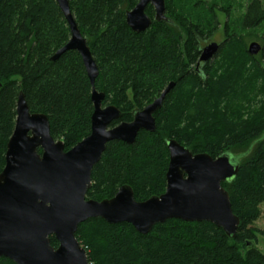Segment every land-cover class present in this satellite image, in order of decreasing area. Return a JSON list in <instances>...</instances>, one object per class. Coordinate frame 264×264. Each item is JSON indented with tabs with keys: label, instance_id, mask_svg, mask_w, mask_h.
Masks as SVG:
<instances>
[{
	"label": "trees",
	"instance_id": "obj_1",
	"mask_svg": "<svg viewBox=\"0 0 264 264\" xmlns=\"http://www.w3.org/2000/svg\"><path fill=\"white\" fill-rule=\"evenodd\" d=\"M209 1L165 0L167 20L162 22L155 21L149 5L152 25L138 34L126 15L140 0H69L99 69L95 88L105 94L103 107L122 113L114 126L132 122L136 111L175 83L154 115L155 133L141 132L134 145H107L92 172L87 199L110 200L123 186L133 189L137 202L163 195L170 140L194 155L229 154L240 167L233 181L223 183L240 219L235 238L208 222L169 220L142 235L127 223L90 219L76 234L90 264H264V253L254 245L264 234L254 227L264 204V63L249 54L243 35L230 32L227 24L214 61L194 66L201 44L215 33ZM263 22L264 7L254 0L241 27L252 30ZM70 39L56 0H0V174L21 92L31 113L48 117L52 137L64 142L66 152L90 135L93 89L81 55L69 51L51 60ZM51 245L59 247L55 237ZM0 264L16 263L0 258Z\"/></svg>",
	"mask_w": 264,
	"mask_h": 264
},
{
	"label": "water",
	"instance_id": "obj_2",
	"mask_svg": "<svg viewBox=\"0 0 264 264\" xmlns=\"http://www.w3.org/2000/svg\"><path fill=\"white\" fill-rule=\"evenodd\" d=\"M56 1L70 27L71 39L51 60L57 61L69 51L81 55L93 89L91 133L66 152L64 142L52 137L48 117L31 113L23 92L20 93L15 130L0 174V258L16 264H90L76 236L79 226L90 219H103L112 225L127 223L142 235L169 220L208 222L235 238L240 219L233 212L223 183L233 181L240 167L239 159L229 154L216 159L208 154L194 155L170 140L167 188L163 195L137 202L133 189L123 186L110 200L87 199L93 186L92 172L107 145H134L141 132L155 133L154 115L175 83H170L153 103L136 111L132 122L114 126L122 113L112 105L103 107L105 94L95 88L99 69L87 40L78 28L69 0ZM149 5L155 10V21L167 20L165 0H140L126 15L133 32L142 34L151 27L153 21L146 13ZM219 48L218 43L206 46L200 63L210 62ZM262 50L257 42L248 47L252 56ZM51 237L58 241L57 249L51 245Z\"/></svg>",
	"mask_w": 264,
	"mask_h": 264
},
{
	"label": "rangeland",
	"instance_id": "obj_3",
	"mask_svg": "<svg viewBox=\"0 0 264 264\" xmlns=\"http://www.w3.org/2000/svg\"><path fill=\"white\" fill-rule=\"evenodd\" d=\"M252 1L254 0H210L209 4L211 6V9L215 11L216 16H215V21L212 20V26L214 25L213 27L215 29V33L213 34L212 38L209 39L208 43H215L222 41L224 42L227 36L226 33L227 24H229L230 26L229 31L230 32L235 31L236 33L242 34L248 47L251 43L254 42L259 43L261 46L264 45V22L259 27L252 30H245L244 28L242 29L241 27L242 18L244 20V17L247 12V8ZM259 1L262 3L264 7V0H259ZM217 23L219 24L217 25ZM205 46L206 45L204 43L201 44V48H204ZM262 53H264L263 50L257 56L259 60L264 63V57H261ZM199 61L200 58L198 62L194 65L196 68ZM261 210H262L261 218L257 221L254 227L264 233V204L261 206ZM254 245L264 253V234L257 235V240L255 241Z\"/></svg>",
	"mask_w": 264,
	"mask_h": 264
},
{
	"label": "flooded vegetation",
	"instance_id": "obj_4",
	"mask_svg": "<svg viewBox=\"0 0 264 264\" xmlns=\"http://www.w3.org/2000/svg\"><path fill=\"white\" fill-rule=\"evenodd\" d=\"M209 41V40H208ZM208 41H205V42H203L206 46H208L209 44H211V43H208ZM215 42V41H214ZM215 43H218L219 44V46L221 47V45L223 44V41L222 42H215ZM205 46V47H206ZM204 47V48H205ZM262 47H263V51H264V45H262ZM204 48H202V50L204 49ZM220 49V48H219ZM202 50H201V52H202ZM204 63H200V61H199V63L197 64V68H201V66L203 65ZM154 102V101H153Z\"/></svg>",
	"mask_w": 264,
	"mask_h": 264
}]
</instances>
